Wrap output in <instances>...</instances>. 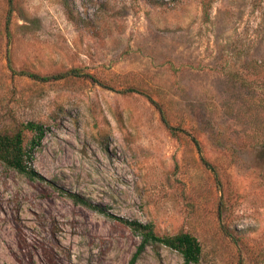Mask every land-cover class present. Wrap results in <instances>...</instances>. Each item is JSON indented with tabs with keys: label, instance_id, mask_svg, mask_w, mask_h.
Here are the masks:
<instances>
[{
	"label": "rangeland",
	"instance_id": "obj_1",
	"mask_svg": "<svg viewBox=\"0 0 264 264\" xmlns=\"http://www.w3.org/2000/svg\"><path fill=\"white\" fill-rule=\"evenodd\" d=\"M27 122L45 181L0 162V264L129 263L139 237L69 194L264 264V0H0V133Z\"/></svg>",
	"mask_w": 264,
	"mask_h": 264
},
{
	"label": "trees",
	"instance_id": "obj_2",
	"mask_svg": "<svg viewBox=\"0 0 264 264\" xmlns=\"http://www.w3.org/2000/svg\"><path fill=\"white\" fill-rule=\"evenodd\" d=\"M8 28V21L7 25ZM30 78H37L41 81L62 78V75L54 77H38L29 74ZM32 133L29 140H25L24 132ZM46 129L42 124L27 122L21 129L11 134L0 133V162L6 167L26 176L30 180L45 181L33 167L34 151L41 145ZM68 197L75 205H81L99 214L105 215L130 229L139 237V243L135 253L128 264H136L139 258L148 248L166 247L176 251L183 259V264H197L201 257V246L193 235L188 232H180L175 235H158L152 224L142 223L137 220H128L113 216L104 207L92 204L88 200L76 194H69Z\"/></svg>",
	"mask_w": 264,
	"mask_h": 264
}]
</instances>
